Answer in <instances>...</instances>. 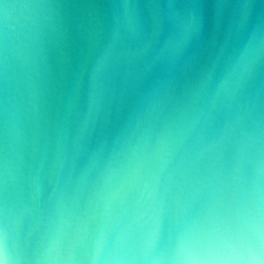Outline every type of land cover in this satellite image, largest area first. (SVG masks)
I'll return each mask as SVG.
<instances>
[{"label":"water","instance_id":"water-1","mask_svg":"<svg viewBox=\"0 0 264 264\" xmlns=\"http://www.w3.org/2000/svg\"><path fill=\"white\" fill-rule=\"evenodd\" d=\"M5 32L20 47L0 53V209L52 259L79 247L29 235L35 217L83 205L137 146L187 135L215 156L179 192L196 211L224 166L264 144V65L242 87L230 77L264 41V0H0Z\"/></svg>","mask_w":264,"mask_h":264},{"label":"clouds","instance_id":"clouds-1","mask_svg":"<svg viewBox=\"0 0 264 264\" xmlns=\"http://www.w3.org/2000/svg\"><path fill=\"white\" fill-rule=\"evenodd\" d=\"M19 47L6 32L0 36L5 60ZM262 65L264 41L249 40L230 77L242 87ZM187 139L164 137L137 146L101 174L83 205L57 203L47 216L35 217L29 235L43 229L41 242L54 233L66 235L79 255L50 258L42 243L29 242L5 202L0 264H264V144L224 166L219 185L192 211L179 192L193 169H211L216 158L205 155L207 149L189 151Z\"/></svg>","mask_w":264,"mask_h":264}]
</instances>
